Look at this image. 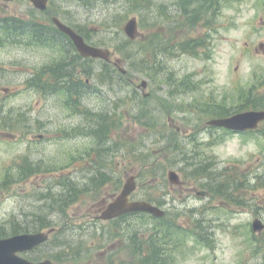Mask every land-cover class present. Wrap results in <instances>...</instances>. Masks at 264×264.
<instances>
[{
	"label": "rangeland",
	"instance_id": "374dc122",
	"mask_svg": "<svg viewBox=\"0 0 264 264\" xmlns=\"http://www.w3.org/2000/svg\"><path fill=\"white\" fill-rule=\"evenodd\" d=\"M153 2L145 4L143 14H139L140 34L133 44L123 31L125 22L138 13L130 6L134 5L133 1H97L92 9V28L98 27L106 35L113 58H120L121 67L132 79H128L131 86L123 88L117 84L126 82H116L115 89L108 94L112 102L94 95L86 99V104L92 105V127H98V111L105 109L110 113L114 120L109 121L112 140L102 147L114 143L127 147L118 149L114 166L117 171L114 172L117 178L122 177V182L132 174L138 176V199L165 202L169 205L163 206L172 220L186 224L188 229L196 230L199 225L206 230L210 246L190 238L181 251H170L166 264H264V249H261L264 233L262 242L252 236V222L257 218L264 222V142L249 136L225 134L223 130L210 132L205 125L212 116L207 111L209 104L236 108L248 102L251 91L264 92V46H261L264 44V12H260L263 1H221L220 13L211 24L205 20L195 26L190 25L194 13L183 18L187 22L178 26L167 18L159 19L158 3L168 4L170 0ZM22 5L19 1L4 6L20 10ZM192 38L205 41L196 48L195 54L173 51V47L185 45ZM31 46L26 43L0 45V104L7 111L6 114L0 112V228L9 234L19 226L40 228L42 225L34 219L36 214L44 217L47 213L52 225L61 226V211L48 208L51 197L63 189L66 180L58 175L61 176L62 171L67 175L76 173L74 158L87 156L93 147L86 141L89 130L85 128L79 133L76 130L82 123L89 126L90 112L82 113V107L71 115L61 93L43 94V98L41 94L28 92L30 71L35 69V73H41L47 59L49 63L54 60L46 46ZM93 65L95 72H101V63ZM143 80L149 83L145 91L150 92L147 98L143 89L138 88ZM14 121L23 127L36 122L37 128L7 132ZM40 130L48 135V140L33 142ZM114 130L116 135H113ZM64 137L68 140L54 139ZM93 137L95 142L96 135ZM131 143L134 148H129ZM185 150L189 155L195 151L200 153L196 157L207 165V170L202 169L205 178L200 186L195 185L197 174H192L191 167L185 164ZM24 158L43 159L42 165L55 172L43 178L36 172L26 173L19 168ZM170 170L179 172L186 185L170 187ZM33 171L35 169L29 170ZM214 174L216 178L211 180L210 175ZM74 178L81 185L89 181L88 177ZM222 182L226 183L225 187L214 186ZM199 189L211 194L213 189L215 195L196 194ZM111 192L113 188L109 186L73 204L70 212L75 222L91 221L96 215L94 211L105 206L103 200ZM131 225L123 230L128 232L129 243L124 235L115 241H112L113 233V236H104L101 223L82 231H61L57 239L58 243L61 240L82 243L84 236L83 243L91 247L87 246L83 257H88L93 245L100 249L83 262L67 264H110V257L115 264H128L136 251L146 246L142 241L143 231L136 232ZM112 226L106 223L108 229ZM136 228L142 229V226L138 224ZM173 232L181 238L182 234L175 228ZM50 251H55L54 243L42 247L33 256Z\"/></svg>",
	"mask_w": 264,
	"mask_h": 264
},
{
	"label": "flooded vegetation",
	"instance_id": "af4514ba",
	"mask_svg": "<svg viewBox=\"0 0 264 264\" xmlns=\"http://www.w3.org/2000/svg\"><path fill=\"white\" fill-rule=\"evenodd\" d=\"M19 1H22L24 4L20 10H11L4 6ZM71 1L74 4H70ZM97 1L103 2V0H48L46 8L41 10L35 7L29 0H13L9 2L0 0V31L3 32L4 37L14 38L15 34H12V30L22 27L27 30L26 36L30 39L32 46H38L36 44L47 42V46L52 49H59L57 57L52 62H55L56 66L52 68L44 66L45 74L46 76L52 75L57 78L61 76L67 77V80H71L69 82L64 81L62 84L63 87L74 90L72 96L74 103L81 101V95L83 103L86 96L92 95V58L83 57L77 51L72 37L59 28L58 22H62L73 29L89 46L109 47L106 35L98 27L92 28V9L95 8ZM128 1L134 2L133 7H136L138 10L136 17L139 21V14H143L144 11V0ZM262 1L263 7L260 9L261 13L262 11L264 12V0ZM164 4L168 5L169 12L181 11L183 8L181 7L182 3L180 0H170L168 4ZM1 22H6L7 25L3 27ZM5 44L11 45L10 42H5ZM48 61L47 59L45 64H52ZM81 62L88 64V66ZM79 64H83V66ZM35 71V69H32L30 76L37 75ZM77 89L80 90V93H77ZM84 105L86 106V104ZM89 107L92 108V105ZM262 124L254 132L260 131V135L264 137ZM88 140L92 142V135ZM89 158L92 159L93 165V160L96 158L94 147L91 148ZM113 196L111 195L110 197Z\"/></svg>",
	"mask_w": 264,
	"mask_h": 264
},
{
	"label": "water",
	"instance_id": "95a60500",
	"mask_svg": "<svg viewBox=\"0 0 264 264\" xmlns=\"http://www.w3.org/2000/svg\"><path fill=\"white\" fill-rule=\"evenodd\" d=\"M36 4L41 7H44L43 4H40V0H34ZM60 27L71 34L75 42L78 45V49L82 52L83 55L92 57H102L109 58L110 52L108 50L94 48L89 49L85 47L82 39L68 27L59 23ZM126 33L134 39L137 33V22L136 19H131L126 27ZM125 72V70H123ZM142 86L144 88L147 87V82L143 81ZM264 118V112H246L234 115L228 118H218L213 119L209 123L212 125L218 126H226L230 129L234 130H245L249 128H253L256 126L257 122ZM170 179L172 182H178V175L176 172H170ZM136 183L133 178H131L127 184L125 185L124 190L122 191L118 200L110 204L107 210H105L102 214V218L110 219L117 215H120L125 212L131 211H148L155 216L161 217L164 215V211L160 208L153 206L152 204L145 201H137V202H128V196L135 190ZM253 228L255 231H260L264 228L263 224L256 220L253 224ZM49 232H38V233H26L19 234L11 237L0 238V264H55L51 260H45L42 262H31L26 258L19 256L18 252H24L28 250H32L38 245L46 242L49 238Z\"/></svg>",
	"mask_w": 264,
	"mask_h": 264
},
{
	"label": "trees",
	"instance_id": "16d2710c",
	"mask_svg": "<svg viewBox=\"0 0 264 264\" xmlns=\"http://www.w3.org/2000/svg\"><path fill=\"white\" fill-rule=\"evenodd\" d=\"M203 2H204V4H207V7H208V5L212 6L211 0H204ZM212 8H213V6H212ZM197 12H199V10ZM196 14H198V15L192 16V17H194V20H193L194 25H196L197 21L201 19V17L199 16V13H196ZM208 17H209L208 23H211V20H212V18H214V16L209 15ZM189 46H192V44L186 46V48H184V49L188 50V51H193V49L192 48L190 49ZM100 119L102 120V123L99 124V126L96 129H94V132L97 136H103V135L106 136V135H108V132H109V118L104 115ZM191 164L194 165L191 173L202 175V165H195V163H191ZM68 190L70 191V193L66 197H70V199L65 198L63 201V204H50L48 208L53 209V210L54 209H60L63 213H65V210H66L67 206L69 205V204H65V203H67V201H69V200H72V199L74 200L75 197H78L80 195V193L82 194L87 189H86V187L79 189L74 184H71V186ZM34 219L36 221H38V224L42 225L41 226L42 228H45V227L52 225L50 218L46 215L43 217L42 214H36V216H34ZM44 223H46V224H44ZM175 228L178 231L181 230V227L179 225H175ZM30 230H32V229L28 228V227L21 228L19 226L17 228H13V234L23 232V231H30ZM33 230H35V229H33ZM8 234H9V232L5 231L4 228H0V237L6 236ZM57 234H58V232L55 235H53V238L48 243V245H51L53 243L55 245L62 243V241H60L58 243V239H56ZM161 235H162V237H161L160 243L157 246L150 248L149 250H151V251H149L145 256H142L134 264H166L165 262L167 261V256L170 253L169 251L172 250L173 248H178L180 240H175L176 243L173 242L172 238L174 236H173L172 231H171V233L170 232L165 233V231H164L163 234H161ZM152 241H153V239H152ZM153 242H155V241H153ZM66 246L71 251L74 248L70 243L67 244ZM153 246H154V243H153ZM140 250H141V248H140ZM48 255L53 259L62 260L60 258V256L53 251H50L48 253Z\"/></svg>",
	"mask_w": 264,
	"mask_h": 264
}]
</instances>
